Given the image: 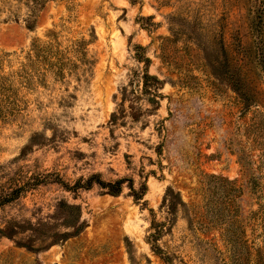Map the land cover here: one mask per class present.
I'll return each mask as SVG.
<instances>
[{
    "label": "rangeland",
    "instance_id": "1",
    "mask_svg": "<svg viewBox=\"0 0 264 264\" xmlns=\"http://www.w3.org/2000/svg\"><path fill=\"white\" fill-rule=\"evenodd\" d=\"M27 10L0 0V227L51 230L0 236V264H264V0H47L32 29ZM62 202L82 228L52 243Z\"/></svg>",
    "mask_w": 264,
    "mask_h": 264
},
{
    "label": "trees",
    "instance_id": "2",
    "mask_svg": "<svg viewBox=\"0 0 264 264\" xmlns=\"http://www.w3.org/2000/svg\"><path fill=\"white\" fill-rule=\"evenodd\" d=\"M47 0H27V16H26V26L27 28H34L35 26V12L38 7L42 6ZM130 2L134 3V0H130ZM15 20H18L16 15L14 16ZM37 40L34 41L32 44L34 49H37L38 44L36 43ZM137 49L143 50L145 47L141 45H136ZM138 61L144 62V64L147 66V64L150 62V58L140 54H137L136 56ZM215 69V68H214ZM149 81H153L155 89L153 90L154 92H150L151 95H155L158 93V89L161 88L164 85V81L160 79L157 75L150 74L147 70H145L142 74V86L144 88V91H150L149 86L147 85ZM158 96V95H157ZM160 96V94H159ZM150 101H155V98L152 97L150 98ZM116 119V114L112 113L111 114V120L114 121ZM92 178V177H91ZM91 178L88 181L87 185H90L92 181ZM98 180L97 183L104 188H107V193L111 195H118L121 192L122 189V184L124 182L123 179H118L114 182H104L102 180ZM80 182H78L79 184ZM141 189L137 191L132 185H130V189L132 191V197L134 200L138 201L139 199H142V196L146 192V184L142 183L141 184ZM162 205H164L167 209L168 214L173 215L175 214L177 208L179 206H186V203L183 201L181 198L180 192L175 190L173 187L168 186L166 188L165 194L162 199ZM61 213H62V224L65 226H70L72 227V232H58V231H53L51 233V241L52 243L55 242L57 239L60 237H64L66 235L71 234H76L79 232V230L82 228V222H81V213L80 209L77 205L73 204H68L66 202L60 203L59 206ZM150 212L153 213L152 209H149ZM162 223L161 222H156L155 220H151V227H152V232H150L149 237L147 239V242L150 244V247L152 251L156 254H159L160 256L162 255L163 257V252L160 246L158 245L157 241L160 237V235L163 232L162 228ZM27 230L34 231L38 235H44L45 233L49 232L51 230V225L41 222L37 225H33L32 223L28 224H23V223H10L8 225H5L4 227H0V236H6L7 238L13 239L17 234L20 232H24ZM34 237L30 236L26 240H18L17 244L19 246H24L29 249L34 248ZM164 259L166 256L164 255Z\"/></svg>",
    "mask_w": 264,
    "mask_h": 264
}]
</instances>
